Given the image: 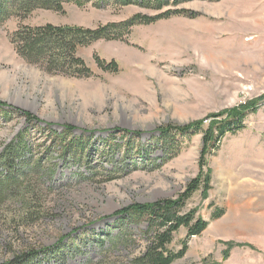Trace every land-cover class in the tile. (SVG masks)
<instances>
[{
    "label": "rangeland",
    "instance_id": "1",
    "mask_svg": "<svg viewBox=\"0 0 264 264\" xmlns=\"http://www.w3.org/2000/svg\"><path fill=\"white\" fill-rule=\"evenodd\" d=\"M120 2L0 0V181L15 178L0 186V264H139L150 222L127 208L175 199L197 177L179 212L207 225L173 233L168 248L185 250L172 264H264V0H178L158 11ZM166 10L185 13L112 37L110 25ZM46 24L107 25L108 36L76 43L80 65L59 37L44 45L57 61H30L26 29ZM254 100L203 158L201 133L172 157L157 141L160 128L202 120L206 129L208 115L223 121ZM78 137L83 153L62 154Z\"/></svg>",
    "mask_w": 264,
    "mask_h": 264
},
{
    "label": "trees",
    "instance_id": "2",
    "mask_svg": "<svg viewBox=\"0 0 264 264\" xmlns=\"http://www.w3.org/2000/svg\"><path fill=\"white\" fill-rule=\"evenodd\" d=\"M41 3V5L46 8L49 7L47 4L55 3L57 4L60 0H37ZM68 1V0H67ZM77 5H82L85 3V0H72ZM123 5L130 4H141L147 8H153L155 10H162L167 6H176L178 0H119ZM23 1L21 2L22 5ZM173 13H185L184 10H166L159 14V16H133L130 20L118 23L117 25L112 24V30L116 33L115 36L119 37L120 32L122 30L129 29L131 25L137 23H152L155 22L162 16H169ZM2 17L4 15H1ZM25 38L23 39V45L20 47L22 49V53L24 57L28 58L30 61H35L38 59L54 62L57 60H53V53L51 55L47 54L50 52H46L44 50L45 39L52 42L59 41V46H63L65 49L67 48L70 59L75 62L76 65L82 64V61L78 58H72V51L75 48L76 43H81L82 38H86V40H96L99 38H107L108 26L100 27L99 29H82L78 27H67V28H59L54 27L50 24H46L41 27L28 28L26 29ZM110 31V30H109ZM55 36V37H54ZM54 37V38H52ZM56 37H59L56 39ZM51 38V39H50ZM68 39V40H67ZM67 40V41H66ZM48 43V44H50ZM47 44V45H48ZM64 49H61L62 53ZM47 56V57H46ZM50 56V57H49ZM108 67V69L116 70L115 64ZM58 65H62L60 62ZM57 65V66H58ZM258 100L249 101L245 104H242L238 107L229 109L225 111L226 118L223 121L215 122L217 117L222 115V113H213L208 115L209 125L206 129L202 127V120H198L195 122H191L190 125L185 126H173L168 125L163 128H160V135L157 138V141L160 142V145L163 147L166 157L176 156L178 152L181 150L182 140L185 137H191L195 134L201 133V158L204 157V154L209 153L208 148L211 150H215V148L219 145L221 138L227 131H231V129H237L242 127V121L248 112H251L255 109V105ZM212 118V120H211ZM68 135L63 136L61 140H65ZM54 140V139H53ZM24 143V142H22ZM87 143V140L84 138H76L74 140H69L67 144L64 146L62 154L65 153V149L72 148V151L77 152L78 154H82L84 150V145ZM22 147H25V144H22ZM71 145V147L69 146ZM71 150V149H70ZM140 152L138 151L136 154L138 155ZM4 156H7V153H2L0 159H3ZM144 157V156H142ZM2 161V160H1ZM4 162L5 167H9V164ZM9 163V162H8ZM203 165V162H199ZM5 180L11 182L15 181V178L6 174L5 179L0 181V186L5 183ZM209 178L207 174L204 176V185L205 188L203 191L208 189V181ZM6 181V182H7ZM200 178L197 177L192 181H189L185 187V190L179 194V196L175 199H163L149 205H139L134 204L128 207L127 212L129 215H134L135 213L138 215L145 216L149 219L150 222V230L151 234L147 238V246L145 247L144 253L141 256L135 258V260L139 264H172L175 260L182 257L185 245L178 250L177 252L172 251L168 248V245L172 241V235L175 231H177L180 227H183L187 230L189 235L200 233L207 225V222L201 218H196L192 213L180 214L179 209L181 208L182 202L185 201L193 191H196L199 187H201ZM16 184V183H15ZM1 195V194H0ZM121 215H117L118 218L115 219L111 224L117 226V222H123V213L120 212ZM122 216V217H119ZM120 219V220H119ZM119 220V221H118ZM111 226V225H110ZM113 227V226H111ZM149 230V231H150ZM64 247V246H61ZM19 257V260H16V264H29L30 259L22 260L23 258Z\"/></svg>",
    "mask_w": 264,
    "mask_h": 264
}]
</instances>
